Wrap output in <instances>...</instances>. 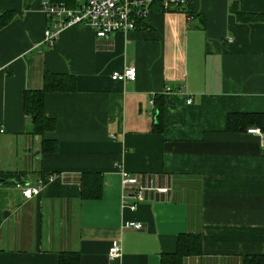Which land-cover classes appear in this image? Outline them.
Wrapping results in <instances>:
<instances>
[{
    "label": "crops",
    "instance_id": "obj_1",
    "mask_svg": "<svg viewBox=\"0 0 264 264\" xmlns=\"http://www.w3.org/2000/svg\"><path fill=\"white\" fill-rule=\"evenodd\" d=\"M43 1L0 0V17L15 13L0 27V175L12 179L0 184V264H59L67 251L81 264H163L190 233L202 254L179 264L264 255V132L228 127L231 113H264V0H149L134 30L74 25L52 47ZM126 66L136 80H114ZM46 72L76 85L46 93L54 126L34 132L24 97ZM40 179L24 197L17 184Z\"/></svg>",
    "mask_w": 264,
    "mask_h": 264
},
{
    "label": "built area",
    "instance_id": "obj_2",
    "mask_svg": "<svg viewBox=\"0 0 264 264\" xmlns=\"http://www.w3.org/2000/svg\"><path fill=\"white\" fill-rule=\"evenodd\" d=\"M189 0H165L164 8L171 6L185 7ZM42 10L47 16L48 26L45 31L44 42L50 47L54 46L59 39L62 31L74 25H87L91 27L99 37H108L116 31H130L139 27L140 22L144 21L151 10L149 0H81L77 5L70 7L65 3H57L50 0L42 2ZM114 80L134 81L137 78V69L135 66H126L122 70L112 73ZM191 98L188 102H191ZM249 133L262 135L260 127L248 128ZM123 183L135 184L137 179L129 176V173L122 171ZM17 186L22 190L24 197L32 198L41 193L45 186V180L40 179L34 185ZM161 192L168 191V188L162 187ZM139 198L143 196V190L137 192ZM127 205V203H124ZM137 203L129 205L136 209ZM127 228L141 229L143 223L140 221H127L124 223ZM122 253L120 241L114 240L110 246L109 255L111 258H118Z\"/></svg>",
    "mask_w": 264,
    "mask_h": 264
},
{
    "label": "trees",
    "instance_id": "obj_3",
    "mask_svg": "<svg viewBox=\"0 0 264 264\" xmlns=\"http://www.w3.org/2000/svg\"><path fill=\"white\" fill-rule=\"evenodd\" d=\"M57 3H65L73 7L76 0H52ZM73 5V6H71ZM14 12L4 13L0 17V27L4 25ZM243 20L246 18L239 12ZM76 80L73 76L46 72L44 75V85L40 89L26 90L25 92V110L34 124V132H43L53 128L54 120L47 117L44 113L45 96L50 91H72L75 90ZM158 123L160 131L163 128L162 115L163 103L158 105ZM249 125H257L264 132V113H231L228 117V127L231 131L244 130ZM1 176V175H0ZM11 178V175H6ZM1 220V218H0ZM191 254H202V238L200 234H182L179 237L178 250L172 257H163V264H179L181 258ZM59 264H81L80 254L78 252H62ZM243 264H264V255H246Z\"/></svg>",
    "mask_w": 264,
    "mask_h": 264
},
{
    "label": "water",
    "instance_id": "obj_4",
    "mask_svg": "<svg viewBox=\"0 0 264 264\" xmlns=\"http://www.w3.org/2000/svg\"><path fill=\"white\" fill-rule=\"evenodd\" d=\"M9 182H12V179H5V178L0 176V184H5V183H9Z\"/></svg>",
    "mask_w": 264,
    "mask_h": 264
},
{
    "label": "rangeland",
    "instance_id": "obj_5",
    "mask_svg": "<svg viewBox=\"0 0 264 264\" xmlns=\"http://www.w3.org/2000/svg\"><path fill=\"white\" fill-rule=\"evenodd\" d=\"M0 208H1V201H0ZM3 212L0 210V214H2Z\"/></svg>",
    "mask_w": 264,
    "mask_h": 264
}]
</instances>
